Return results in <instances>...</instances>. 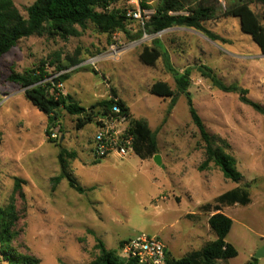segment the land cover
<instances>
[{"label": "rangeland", "instance_id": "obj_1", "mask_svg": "<svg viewBox=\"0 0 264 264\" xmlns=\"http://www.w3.org/2000/svg\"><path fill=\"white\" fill-rule=\"evenodd\" d=\"M13 1L28 18L27 9L35 0ZM138 2L137 6L134 0H117L110 10L129 12L141 8ZM214 4L218 17L205 26L225 41L184 27L168 29L157 40L175 71H191L188 92L207 130L237 159L243 176L239 183L226 178L214 163L201 171L205 143L193 123L188 96L178 92L164 58L155 67L140 61L144 46L153 44L131 38L143 29L140 22L129 20L131 36L102 33L92 23L68 38L36 35L21 40L0 60V211L13 207L19 213V236L13 243L18 253L35 256L41 264H90L99 256V240L120 254L122 241L146 234L171 243L173 257L182 259L189 256L191 236L199 230L195 215L186 218V213H205L204 205L245 187L251 203L223 209L234 222L228 241L238 251L228 264H264V257L256 258L264 248V115L243 103L239 94L216 87L200 71L201 66L210 68L226 86L247 90V98L264 108V54L242 32L239 19L223 17L228 1ZM252 9L259 16L264 12L258 2ZM113 45L121 50L116 58L109 55ZM69 58L81 63L58 72L59 66L70 67ZM91 58L99 59L97 68L86 63ZM33 71L45 76V84L56 79L54 85L68 73L70 79L59 86L60 92L71 95L90 114L93 106L110 99L111 88L116 89L132 117L158 133L163 166L134 152L125 159L95 160V113L92 123L78 129V117L61 108L56 126L49 128L48 116L10 81L13 73ZM158 81L178 92L173 108L171 98L151 94ZM47 130L57 134L51 136L53 143ZM63 164L85 194L71 188L68 179L53 181L62 175ZM201 243L194 239V249ZM0 264H10L1 246Z\"/></svg>", "mask_w": 264, "mask_h": 264}, {"label": "trees", "instance_id": "obj_2", "mask_svg": "<svg viewBox=\"0 0 264 264\" xmlns=\"http://www.w3.org/2000/svg\"><path fill=\"white\" fill-rule=\"evenodd\" d=\"M117 0H35L28 9V18H25L13 0H0V60L23 39L48 33L50 35L68 38L78 34L77 28L86 29L89 23L94 24L102 33L112 34L123 32L131 36L128 31L129 19L127 12L110 10ZM228 6L224 10L223 17L239 19L243 33L252 37L264 54V12L259 16L252 9L255 2L264 6V0H227ZM142 11H152L145 20L143 29L134 39H140L144 33L154 35L175 27H184L205 34L213 41H225L219 35L208 29L205 24L216 20L219 8L214 0H140ZM164 58L169 71L173 72L177 83L178 92L187 94L189 99L190 113L195 126L199 129L205 143L206 160L201 165V171L206 170L211 163L218 166L224 176L239 183L243 176L237 168V159L229 154L226 149L219 145L215 136L207 130V127L195 108L194 102L188 89L191 85V71L184 74L175 71L171 65V59L167 52L163 51L159 40H153L151 46H144L139 55L142 63L155 67L158 61ZM70 67L59 66L58 72L68 70L79 65L77 59L69 58ZM201 73L210 78L214 85L227 93H237L243 103L252 106L264 115V108L247 98L248 91L238 86H226L214 72L206 67H200ZM70 79L68 73L59 77L57 85L52 84L56 79L47 84L45 76L37 71L27 74L13 73L10 81L24 89V94L32 104L49 118V128L56 126V114L63 108L72 116L78 117L77 127L82 129L93 122L95 115L110 117L112 107L117 103L122 109V115L126 116L130 123L129 136L134 138L133 150L142 160L153 159L160 153L158 133L153 131L147 122L136 120L132 117L126 103L119 98L116 89L111 88V97L92 107L93 114L80 106L71 95L61 93L59 86ZM151 94L161 98H171V107L177 102V93L167 82L158 81L150 89ZM97 110V114L95 112ZM49 141L53 135L50 130L46 132ZM63 162V156L60 155ZM61 176L53 178L60 183L68 179L71 188L80 194H85L86 189L66 171L63 164ZM22 180H17L16 192L21 191ZM251 203L248 188L237 187L216 198L214 204H206L202 207L205 212H213L209 224L217 235V240L207 244L200 251L191 253L188 257L175 259L168 254L166 264H228L231 259L238 256L237 249L227 242V238L233 227V220L223 213L225 207L237 204L248 206ZM19 213L12 207L9 210L0 211V246L4 259L10 264H41V260L32 255H22L17 252L13 243L19 233L16 231L19 222ZM121 243L120 250L123 246ZM99 256L90 264H139L137 260L123 258L115 250H110L101 240L98 241ZM119 250V251H120Z\"/></svg>", "mask_w": 264, "mask_h": 264}, {"label": "built area", "instance_id": "obj_3", "mask_svg": "<svg viewBox=\"0 0 264 264\" xmlns=\"http://www.w3.org/2000/svg\"><path fill=\"white\" fill-rule=\"evenodd\" d=\"M134 2L137 6L139 5L138 0H134ZM126 17L129 20L140 22L143 27L145 20L148 18V16H143V12L139 7L127 12ZM163 33L164 31L154 35L144 33L142 39L152 41L161 37ZM120 54L121 50L113 45L109 55L116 58ZM86 63L97 68L99 59L91 58ZM112 114L110 117L99 116L97 120V131L94 138L95 148L93 149L95 160L100 161L109 157L125 159L134 152V138L127 133L129 119L122 115V109L117 103L112 107ZM52 136L57 138L56 133H53ZM120 254L123 258L137 260L139 264H166L168 249L159 237L142 234L135 239L126 241L120 250Z\"/></svg>", "mask_w": 264, "mask_h": 264}, {"label": "crops", "instance_id": "obj_4", "mask_svg": "<svg viewBox=\"0 0 264 264\" xmlns=\"http://www.w3.org/2000/svg\"><path fill=\"white\" fill-rule=\"evenodd\" d=\"M240 22V21H239ZM240 28H241V25H240ZM100 62V61H99ZM65 95V94H64ZM67 95V94H66ZM160 148V147H159ZM162 157V156H161ZM225 210V208H224ZM223 210V213L225 212ZM205 212V211H204ZM195 215V218H196V221L198 222V225L197 227L199 228V230H197L195 233H193V236H191V244H189V249H190V253H193L195 251H200L201 249H203L207 244L211 243V242H214L217 240V235L215 234V232L211 229L210 227V224H209V221H210V218L214 215L213 212H205V213H195V212H188L186 213L185 217L186 218H193L192 217ZM191 216V217H189ZM228 216V215H227ZM194 239L202 242L200 247L198 248H195L193 247V243H194ZM123 243H125L126 241H122ZM121 242V243H122ZM227 242L230 243L228 241V238H227ZM166 246H167V249H168V254L173 257V247H171V243L167 242L166 241ZM174 258V257H173Z\"/></svg>", "mask_w": 264, "mask_h": 264}, {"label": "water", "instance_id": "obj_5", "mask_svg": "<svg viewBox=\"0 0 264 264\" xmlns=\"http://www.w3.org/2000/svg\"><path fill=\"white\" fill-rule=\"evenodd\" d=\"M154 161L158 164V165H160V166H163V163H162V157H161V155L160 154H158V155H156L155 157H154ZM262 257H264V248L256 255V258H262Z\"/></svg>", "mask_w": 264, "mask_h": 264}]
</instances>
